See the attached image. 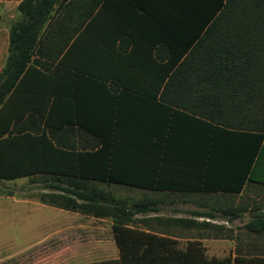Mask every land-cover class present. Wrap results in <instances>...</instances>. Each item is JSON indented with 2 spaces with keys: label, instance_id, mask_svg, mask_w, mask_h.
<instances>
[{
  "label": "crops",
  "instance_id": "obj_1",
  "mask_svg": "<svg viewBox=\"0 0 264 264\" xmlns=\"http://www.w3.org/2000/svg\"><path fill=\"white\" fill-rule=\"evenodd\" d=\"M21 1L0 0V72ZM206 1L53 4L28 66L0 106V170L15 176L0 178V264H264V250L228 248L237 236L228 223L249 219L250 211L236 218L222 212L261 204L264 138L245 181L238 155L215 160L207 172L205 155L196 154L194 117L160 99L165 65L176 61L172 35L195 33L200 18L212 15ZM106 170L118 182L109 186L117 198L145 201L135 218L148 220L121 226L127 235L110 218L40 199L66 194L52 187L66 182L54 178ZM157 217L191 223L173 221L166 233Z\"/></svg>",
  "mask_w": 264,
  "mask_h": 264
},
{
  "label": "trees",
  "instance_id": "obj_2",
  "mask_svg": "<svg viewBox=\"0 0 264 264\" xmlns=\"http://www.w3.org/2000/svg\"><path fill=\"white\" fill-rule=\"evenodd\" d=\"M57 1L22 0L18 5L19 17L10 23L8 55L0 72V106L28 66L40 30ZM206 5H210L212 15L200 18L195 33L172 35L178 48L176 61L165 65L167 79L160 99L190 112L197 137L208 136L205 151L203 142L196 139V154L201 153L208 160L206 171L212 172L215 160L238 155L242 159L243 182L264 138V0H209ZM3 111L1 107L0 119ZM107 172L92 177L54 178L66 182L65 188L52 185L66 194H50L48 200L41 194L40 199L70 211L110 218L119 235H127L130 231L121 226L148 220L135 218L137 213L146 211L145 201L117 198L109 186L118 182ZM11 174L0 170V178L15 177ZM263 210L264 196L259 206L225 208L222 212L236 218L241 211H250L243 228L247 235L260 238L264 234ZM155 220L166 233L173 221H178L180 227L191 223L184 218ZM255 244L249 242L248 247ZM236 251L243 254L240 245ZM85 264L122 263L109 259Z\"/></svg>",
  "mask_w": 264,
  "mask_h": 264
},
{
  "label": "rangeland",
  "instance_id": "obj_3",
  "mask_svg": "<svg viewBox=\"0 0 264 264\" xmlns=\"http://www.w3.org/2000/svg\"><path fill=\"white\" fill-rule=\"evenodd\" d=\"M254 198H256V197H253V198L249 199L248 202L250 203L251 200H253ZM245 202H247V199L245 200ZM263 212H264V210H263ZM161 213L164 216H170V214H171L170 209H168V208L167 209L163 208L161 210ZM247 219H248V215H245L243 217V219L235 220L232 223H228V227L227 228L235 230L234 233H236V235H237V236L234 237V240H232L229 243L228 248H231V247L232 248H237V246L240 245L242 250H253V251L254 250H264V234L262 236H260V238H257L255 236L247 235L245 233V230L243 228V222L246 221ZM249 242H254V243H257V244H255V246H249L248 247V243Z\"/></svg>",
  "mask_w": 264,
  "mask_h": 264
}]
</instances>
